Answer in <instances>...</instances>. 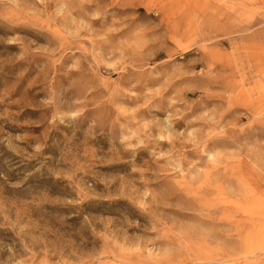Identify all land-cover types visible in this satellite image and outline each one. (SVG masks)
<instances>
[{
    "label": "rangeland",
    "instance_id": "1",
    "mask_svg": "<svg viewBox=\"0 0 264 264\" xmlns=\"http://www.w3.org/2000/svg\"><path fill=\"white\" fill-rule=\"evenodd\" d=\"M0 264H264V0H0Z\"/></svg>",
    "mask_w": 264,
    "mask_h": 264
}]
</instances>
